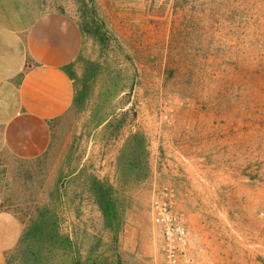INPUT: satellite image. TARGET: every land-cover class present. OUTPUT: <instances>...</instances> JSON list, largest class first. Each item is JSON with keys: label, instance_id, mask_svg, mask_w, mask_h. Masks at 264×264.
I'll return each instance as SVG.
<instances>
[{"label": "rangeland", "instance_id": "obj_1", "mask_svg": "<svg viewBox=\"0 0 264 264\" xmlns=\"http://www.w3.org/2000/svg\"><path fill=\"white\" fill-rule=\"evenodd\" d=\"M79 31L48 148L2 146L6 264H164L168 193L187 264H264V0H42Z\"/></svg>", "mask_w": 264, "mask_h": 264}, {"label": "crops", "instance_id": "obj_2", "mask_svg": "<svg viewBox=\"0 0 264 264\" xmlns=\"http://www.w3.org/2000/svg\"><path fill=\"white\" fill-rule=\"evenodd\" d=\"M79 31L66 15L42 0H0V136L19 158L42 154L50 143V122L74 102L67 67ZM22 222L0 208V264L23 236Z\"/></svg>", "mask_w": 264, "mask_h": 264}, {"label": "built area", "instance_id": "obj_3", "mask_svg": "<svg viewBox=\"0 0 264 264\" xmlns=\"http://www.w3.org/2000/svg\"><path fill=\"white\" fill-rule=\"evenodd\" d=\"M165 196L152 202V215L164 241L163 261L164 264H187L189 233L186 221L182 214L173 211L168 193Z\"/></svg>", "mask_w": 264, "mask_h": 264}]
</instances>
